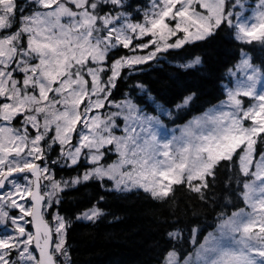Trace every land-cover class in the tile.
I'll list each match as a JSON object with an SVG mask.
<instances>
[{
	"label": "snow or ice",
	"instance_id": "obj_1",
	"mask_svg": "<svg viewBox=\"0 0 264 264\" xmlns=\"http://www.w3.org/2000/svg\"><path fill=\"white\" fill-rule=\"evenodd\" d=\"M244 11V0L135 7L130 0H0V264H72L69 228L105 212L97 201L67 217L59 210L61 193L89 181L109 191L142 189L159 201L180 186L219 208L202 242L199 225L173 221V246L162 264H264V90L257 91L264 61L252 64L242 48L236 67L246 82L224 85L225 100L170 138L157 126L173 108L143 81L129 83L161 61L183 70L202 64L200 55L173 53L191 55L187 46L222 30L264 48V0L247 17ZM193 95L174 109L188 108ZM57 166L77 174L57 179ZM220 171L234 174L223 202L216 193ZM233 191L250 210L228 214Z\"/></svg>",
	"mask_w": 264,
	"mask_h": 264
},
{
	"label": "trees",
	"instance_id": "obj_2",
	"mask_svg": "<svg viewBox=\"0 0 264 264\" xmlns=\"http://www.w3.org/2000/svg\"><path fill=\"white\" fill-rule=\"evenodd\" d=\"M130 3L133 7L147 6L150 0H130ZM233 36L234 33L222 30L207 42H197L195 47L187 46L185 51L191 55H185L178 50L173 53L184 56L185 59L200 55L202 64L194 68L177 69L174 64L161 61L158 66L153 65L144 74L134 76L129 83L143 81L160 104L173 108L171 118L160 116L163 123L168 126L183 124L224 98L223 86L228 81V69L235 66L242 48L251 53L254 64L260 65L264 61V48L258 41L250 45L243 44L235 41ZM191 93L194 95L188 108L177 112L173 107L175 103ZM116 95L119 98V91ZM145 109L147 113L157 114L151 104H145ZM55 171L57 179L61 176L69 179L77 174L76 169H62L59 166ZM230 175L234 174L228 171L218 173L216 193L221 202L228 195L225 181ZM236 187L233 179L232 189ZM61 196L59 210L67 217L74 219L78 212L97 201L105 212L95 222L75 221L69 228L67 244L70 247L72 264H162L164 254L173 246V242L167 238V232L174 226L173 221L179 220L180 225L186 229L199 225V241H202L203 236L215 228L216 212L219 211V208L213 210L211 204L201 202L180 186L165 201L153 199L142 189L105 190L95 181L70 187ZM101 196L104 197L103 200L99 199ZM231 200L228 214L245 206L238 192H231ZM187 248L191 250L190 245Z\"/></svg>",
	"mask_w": 264,
	"mask_h": 264
},
{
	"label": "rangeland",
	"instance_id": "obj_3",
	"mask_svg": "<svg viewBox=\"0 0 264 264\" xmlns=\"http://www.w3.org/2000/svg\"><path fill=\"white\" fill-rule=\"evenodd\" d=\"M256 0H244V3H245V11H244V16L247 17L248 15H250V9L252 6H254ZM241 58V57H240ZM240 61V59H239ZM239 61L236 63V65L239 63ZM252 62V61H251ZM236 65L232 68V71L235 73V75H231L229 74V82L228 84H225L227 85L229 88H235L236 85L240 82H246V75H245V70L241 69V68H237ZM260 90H264V75H262L261 79L257 82V91H260ZM226 91V90H225ZM227 97L225 98H222V100H225ZM245 100H248L250 98H243ZM221 100V101H222ZM220 101V102H221ZM220 102L216 105H219ZM215 106V105H214ZM167 108V107H166ZM213 108L210 107L209 109ZM209 109H207L206 111H204L203 113L199 114V115H195V116H201L203 115L205 112H207ZM150 114V113H148ZM150 115H153V114H150ZM192 118H190L188 121H190ZM161 120V119H160ZM188 121H186L185 123L183 124H178V125H171V126H168L166 125L165 123L162 122V124L160 126H157V131L158 133H161V134H167L170 138V136L175 133L176 135H179V129L185 125ZM159 138V137H158ZM254 170V169H253ZM246 210H250V209H246ZM213 231V230H211ZM210 232V231H209ZM202 242V241H201Z\"/></svg>",
	"mask_w": 264,
	"mask_h": 264
},
{
	"label": "bare ground",
	"instance_id": "obj_4",
	"mask_svg": "<svg viewBox=\"0 0 264 264\" xmlns=\"http://www.w3.org/2000/svg\"><path fill=\"white\" fill-rule=\"evenodd\" d=\"M232 69V68H231Z\"/></svg>",
	"mask_w": 264,
	"mask_h": 264
}]
</instances>
